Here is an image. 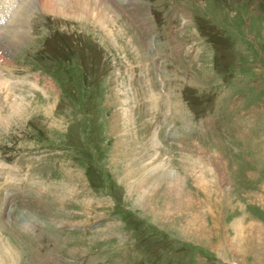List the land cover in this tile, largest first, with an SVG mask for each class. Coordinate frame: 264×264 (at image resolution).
Wrapping results in <instances>:
<instances>
[{"label": "rangeland", "instance_id": "rangeland-1", "mask_svg": "<svg viewBox=\"0 0 264 264\" xmlns=\"http://www.w3.org/2000/svg\"><path fill=\"white\" fill-rule=\"evenodd\" d=\"M43 1L0 0V264H264V0Z\"/></svg>", "mask_w": 264, "mask_h": 264}, {"label": "bare ground", "instance_id": "bare-ground-1", "mask_svg": "<svg viewBox=\"0 0 264 264\" xmlns=\"http://www.w3.org/2000/svg\"><path fill=\"white\" fill-rule=\"evenodd\" d=\"M81 1L82 0H44L42 4H43L44 8H46L47 10H50L51 12L54 11V12H57V13H60V14L63 13V14L74 16V17H80L82 15L86 16V14L89 13L90 10H94L95 11V9H98V8H95V7H94L95 9H92V8L88 7L87 6L88 5V0H84L86 4H83V1L82 2ZM90 1L92 3L94 2V0H90ZM92 3H91V5H92ZM28 10H29V8H28ZM103 10H104L103 8H101V10L99 8L96 11H97L98 18L99 19L101 18V20L105 21V20H107V17H104L106 15L103 13L104 12ZM0 18H2V16H0ZM18 31H20V30H18ZM23 33H24V31L21 30V34H23ZM12 40L14 42H9V41L5 42L4 43V47L2 45H0V58H2V56H3L2 52H4V50H5L4 48L14 49V48L17 47V45H19L20 34L16 33L15 37H13ZM1 80L2 79L0 77V84L2 85L5 82H2Z\"/></svg>", "mask_w": 264, "mask_h": 264}, {"label": "crops", "instance_id": "crops-1", "mask_svg": "<svg viewBox=\"0 0 264 264\" xmlns=\"http://www.w3.org/2000/svg\"><path fill=\"white\" fill-rule=\"evenodd\" d=\"M227 264H240V263L234 260H230L227 262Z\"/></svg>", "mask_w": 264, "mask_h": 264}]
</instances>
